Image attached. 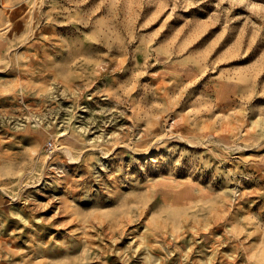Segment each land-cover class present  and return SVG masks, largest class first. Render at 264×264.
Returning a JSON list of instances; mask_svg holds the SVG:
<instances>
[{
    "label": "rangeland",
    "instance_id": "obj_1",
    "mask_svg": "<svg viewBox=\"0 0 264 264\" xmlns=\"http://www.w3.org/2000/svg\"><path fill=\"white\" fill-rule=\"evenodd\" d=\"M0 264H264V0H0Z\"/></svg>",
    "mask_w": 264,
    "mask_h": 264
},
{
    "label": "built area",
    "instance_id": "obj_2",
    "mask_svg": "<svg viewBox=\"0 0 264 264\" xmlns=\"http://www.w3.org/2000/svg\"><path fill=\"white\" fill-rule=\"evenodd\" d=\"M51 144L49 143L48 146H50Z\"/></svg>",
    "mask_w": 264,
    "mask_h": 264
}]
</instances>
